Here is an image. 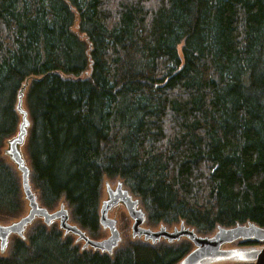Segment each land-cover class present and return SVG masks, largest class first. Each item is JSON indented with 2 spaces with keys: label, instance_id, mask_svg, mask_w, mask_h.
<instances>
[{
  "label": "trees",
  "instance_id": "16d2710c",
  "mask_svg": "<svg viewBox=\"0 0 264 264\" xmlns=\"http://www.w3.org/2000/svg\"><path fill=\"white\" fill-rule=\"evenodd\" d=\"M27 80L33 189L93 238L116 179L154 228L264 227V0H0V223L28 208L4 153ZM122 224L110 255L39 218L0 264H178L193 248L131 240Z\"/></svg>",
  "mask_w": 264,
  "mask_h": 264
},
{
  "label": "water",
  "instance_id": "95a60500",
  "mask_svg": "<svg viewBox=\"0 0 264 264\" xmlns=\"http://www.w3.org/2000/svg\"><path fill=\"white\" fill-rule=\"evenodd\" d=\"M29 81H25L20 90L17 111L21 115V122L17 133L7 140L4 149L5 155L15 164L20 171L23 192L28 201L27 212L9 223H0V250H5L9 246L11 235L25 237V232L36 218H43L47 225L59 221V227L65 235L73 234L78 241L83 242L82 249H93L110 255L115 254V249L123 242L121 231L118 227V219L111 217L110 212L119 204L127 209L128 214L133 220L132 235L134 238H143L145 241H151L153 244L167 240L172 243L182 239H188L193 244L192 250L178 264H200L204 260H219L232 253H237L240 248H225L227 244L241 240H256L263 242L260 249L257 246H251L250 252H256L251 260H241L252 264H264V227L254 222L237 223L236 225L226 227L218 226L213 234H199L194 227H191L181 221L170 229L167 225H160L158 228L144 226L147 221V213L141 206V200L135 197L131 191L123 186V182L115 183L106 180L104 188L107 197L102 198L100 206V223L104 229L109 230V235L102 239L90 237L78 224L71 222L70 209L64 201L55 210H49L43 206L38 198V193L33 189L30 181L31 168L25 158V146L27 142L30 119L29 113L24 106L25 92ZM24 146V151L21 150ZM27 160V161H26ZM110 182V183H109ZM259 246V245H258ZM241 250V249H240Z\"/></svg>",
  "mask_w": 264,
  "mask_h": 264
},
{
  "label": "rangeland",
  "instance_id": "374dc122",
  "mask_svg": "<svg viewBox=\"0 0 264 264\" xmlns=\"http://www.w3.org/2000/svg\"><path fill=\"white\" fill-rule=\"evenodd\" d=\"M21 150L24 151V146H22ZM24 157L26 158V156H24ZM27 164H28V161H27ZM111 186L115 187V183L113 182L111 184ZM106 197H107V193H106L105 188H104L103 198L106 199ZM110 216L118 219V227L119 228L121 227V225H120L121 222L123 223L122 225L128 227V237H129V239H131V240L139 239V238H134L133 235H132L133 220L130 217V215L128 214L127 209L125 208L124 205L119 204V205L115 206L113 208V210L110 212ZM71 222H72V220H71ZM55 223L58 224L59 221H55ZM73 223L77 224V222H73ZM144 226H148V225L145 223ZM170 229H172V228H170ZM120 230H121V228H120ZM121 233H122V230H121ZM103 234H104L103 238L107 237L109 235V230L104 229L103 230ZM122 235H123L124 241H125L126 239H125L124 233H122ZM140 240H143V238H141ZM240 241L241 240H238V241H235L232 244H227V245L224 246L225 248H230V249L231 248H240L241 250L239 249L237 253H232L231 255H229L227 257H224V258H218L219 260H204L200 264H234V263H237V262H239L241 260H247V261L251 260L256 255V252L248 251V250H250L253 247H251V246H242L243 244H241ZM261 245L262 244H259V246L257 245L258 249H260ZM7 249H5L3 251L0 250V254L2 256L7 254Z\"/></svg>",
  "mask_w": 264,
  "mask_h": 264
},
{
  "label": "bare ground",
  "instance_id": "6f19581e",
  "mask_svg": "<svg viewBox=\"0 0 264 264\" xmlns=\"http://www.w3.org/2000/svg\"><path fill=\"white\" fill-rule=\"evenodd\" d=\"M110 181V180H109ZM119 181H121V182H123L121 179H116L114 182L115 183H118ZM123 186H125V184H124V182H123ZM162 224H164V223H161L160 225H162ZM159 225V226H160ZM164 225H166V224H164ZM49 227L50 226H52V224L51 225H48ZM82 229L84 230V231H86V233L88 234V235H90V232L88 231V230H86L85 228H83L82 227ZM68 235H66V236H64V238H66ZM74 242H75V244H79L80 245V248H82V246H83V242H81V241H78L77 240V237H76V239L74 240Z\"/></svg>",
  "mask_w": 264,
  "mask_h": 264
}]
</instances>
